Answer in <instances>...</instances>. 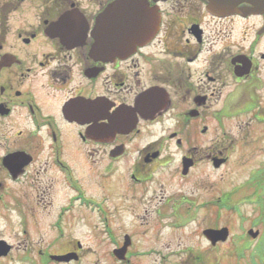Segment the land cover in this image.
<instances>
[{
  "label": "flooded vegetation",
  "instance_id": "flooded-vegetation-1",
  "mask_svg": "<svg viewBox=\"0 0 264 264\" xmlns=\"http://www.w3.org/2000/svg\"><path fill=\"white\" fill-rule=\"evenodd\" d=\"M114 1L0 0V240L5 241L0 261L14 254L35 259L40 187L55 197L63 192L56 208L67 235L71 214L95 205L113 227L107 239L95 235L98 241L118 247L127 233L138 248L158 249L162 256L169 240L163 229L167 208L202 207L203 220H209L212 204L201 192L214 194L208 136L218 132L232 142V94L252 89L264 111V33H258L263 16H215L203 0H149L163 12L157 36L129 55L107 58L110 44L103 43L98 51L103 57L93 55L95 21ZM240 30H247L244 41ZM239 55L249 58L251 77L235 79ZM42 79L47 97L37 93ZM150 107L151 119L136 112L147 115ZM126 108L138 115L132 128ZM109 113L117 114L113 135L100 130ZM184 156L193 165L182 176L171 164L180 168ZM194 170L201 181L192 179ZM168 179L196 188L169 192ZM68 189L79 192L65 194ZM134 190L144 194L139 205L130 200ZM130 205L142 208L151 226L138 217L135 228L118 231L116 225H125L117 218ZM87 220L92 225L93 218ZM3 221L19 226L24 243L14 244L15 236L4 234ZM129 256L143 257L137 251Z\"/></svg>",
  "mask_w": 264,
  "mask_h": 264
},
{
  "label": "rangeland",
  "instance_id": "rangeland-1",
  "mask_svg": "<svg viewBox=\"0 0 264 264\" xmlns=\"http://www.w3.org/2000/svg\"><path fill=\"white\" fill-rule=\"evenodd\" d=\"M239 38L244 41V39L247 37V30H244L243 32L240 30L238 33ZM37 93L39 95V97H47L50 95V91L48 89V87L46 86V83H43V79L39 80L37 82ZM263 107H264V98H263ZM237 104H234L232 106H235ZM49 107L47 106V109ZM251 134H249V136L246 137V139L244 138L243 140H246V147H248V153L245 159H241V155L237 156V152H235L233 154L232 152V161L229 162V167H225L222 168L218 171H216V173H212L208 176L209 180H211L213 182V180L215 179L214 182V193H216L218 191V187L219 186H224V187H229L232 184H236L239 182H242L245 186V190L240 194V193H236L234 195H232V199H236L239 196H244L245 191L248 192L250 194H253V189H254V184L255 179H253L252 181H247V183H244V181L246 180L245 176L247 173V169L252 165V163H256L257 159L256 157L258 156V158L264 157V155L259 154L261 151L264 152V140H259V143L261 144V148L258 147L257 151L259 152H254L251 151L252 147L256 144H252V140H251ZM227 140H225V142H227ZM237 145V144H236ZM238 150L241 149L242 151H245L246 148L241 144V145H237ZM92 153H95L94 150ZM100 155H102V152H100ZM40 165H38L36 168H39ZM41 167V166H40ZM207 177L205 179H208ZM50 180H53V176L49 177ZM192 179L194 180H198L201 181L202 179L200 178V172L199 171H193L192 173ZM87 181H92V178L87 174ZM91 184H95V183H91ZM217 184H219V186H217ZM167 190L168 191H173L176 188H180L183 189L184 187H182L180 181L178 179H168V182L166 184ZM156 189L151 188V191H153ZM263 193H264V189H260ZM35 191H37V189H35ZM39 195L38 193L35 194V199L41 201L43 204L48 205L49 207L45 210H37V216H35V240L38 241L39 239H41V235L43 234V240L44 243H46L48 241L49 238H51V242L46 244H42V246L45 248H48V250H53L54 251V247L60 246L63 242L60 241L58 238H53L52 236L55 235L54 231L49 230L50 228L46 226L47 222L51 219H56L54 217L55 211H56V207L58 205L59 202H61L62 200V196H63V192L61 194V198L58 195L57 197H55V195L53 194L52 190H48L45 189L43 187L39 188ZM65 194L68 193V191H64ZM144 198V194L143 193H139L137 190L132 191L131 196H130V200H134L138 202V205L142 202ZM261 209L264 212V196L261 200ZM138 205L134 206V205H130L129 208H127V206L125 208H123V210L121 211V214L118 216L117 220H118V224H122L125 225L124 227H117V230L120 231L122 228H129V229H133L135 228L134 224H136V220L138 219V217H143L144 216V212L143 209L140 208ZM35 208L39 209L38 206L35 204ZM45 208V207H44ZM255 209V205L254 206H250L248 204V202L241 204L240 208L238 210H235L237 215H232L230 217V222H232V224L235 225V222L237 219H243L244 221H246V219L248 220H253L255 214L258 212ZM145 210V208H144ZM137 212H141V215H135V213ZM125 213H129L130 216H126ZM238 218H237V217ZM74 216L72 215L71 219H67L65 222V225L67 227V230L70 232L68 233V235H70L69 237L63 239L65 241H68L69 243H74V239H80L81 242L83 243L82 247L78 248V253L79 255H83L86 256L81 262L83 264H116V262L112 261L110 259V257H108L106 251V243H98L95 239H93L92 234L96 235L95 233H93L91 230L94 229L96 230L95 227H91V225L89 226V228L87 226H84L80 223H77L75 221V218H73ZM147 215L145 217L142 218V222H144L146 225L151 226L150 224H152V222L150 220L147 219ZM58 221V220H57ZM72 221V222H71ZM1 225H3V231L4 234H13L14 236H16L17 241H22L25 240V238H27L26 236L24 237V235H22L21 233H18V229L19 226L16 225L15 223H12L10 221H3L1 222ZM147 227V226H146ZM2 228V226H0V229ZM58 230L61 229V225L58 224L57 226ZM264 228V225L262 226V230ZM192 227L190 228H183L182 231L183 233H180L179 231H175V235L174 239H176L177 242H182V244L186 243L187 241V234H191V235H195L194 231L189 232V230H191ZM49 233V234H47ZM262 233V232H261ZM97 236V235H96ZM264 236V233H263ZM32 236H29V238H31ZM66 237V234H65ZM184 238V239H183ZM43 240L41 242H43ZM54 241H58L56 243L53 242ZM264 243V240L261 242ZM53 246V247H52ZM262 249V248H261ZM9 260V259H8ZM8 260H3L2 264H30V261L33 262V260H31V258L28 259V261L23 260V262L21 263L20 260H16L13 259L12 261H8ZM149 264H154L153 261L151 259H147ZM236 259L235 257L232 258H228V259H223V261L221 262V264H236L235 263ZM53 260L50 259V256L46 253V251L42 252L40 255H38L37 257H35V264H56V262H53ZM241 262V264H248V256L245 258H242L239 260ZM53 262V263H52ZM178 260L171 258V260H169L167 262V264H177ZM31 264H34L31 263ZM57 264H62V263H57Z\"/></svg>",
  "mask_w": 264,
  "mask_h": 264
},
{
  "label": "water",
  "instance_id": "water-1",
  "mask_svg": "<svg viewBox=\"0 0 264 264\" xmlns=\"http://www.w3.org/2000/svg\"><path fill=\"white\" fill-rule=\"evenodd\" d=\"M243 1V0H211V8L216 9L217 5H221L225 8H231L234 7L238 2ZM251 2L255 7L260 8L261 6L264 5V0H247ZM219 10V9H216Z\"/></svg>",
  "mask_w": 264,
  "mask_h": 264
}]
</instances>
